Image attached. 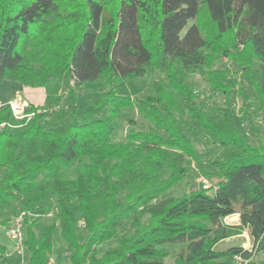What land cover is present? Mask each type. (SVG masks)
Here are the masks:
<instances>
[{"label": "trees", "instance_id": "obj_1", "mask_svg": "<svg viewBox=\"0 0 264 264\" xmlns=\"http://www.w3.org/2000/svg\"><path fill=\"white\" fill-rule=\"evenodd\" d=\"M142 79L138 97L122 92ZM3 80L46 90L30 117L0 106V212L22 204L28 264H165L170 244L172 264L264 253V0H0ZM85 83L105 90L80 105ZM234 88L256 143L235 122ZM128 108L148 126L116 141ZM190 134L220 151L207 158ZM191 174L211 187L191 188ZM47 203L54 217L30 221ZM243 230L251 247L218 248Z\"/></svg>", "mask_w": 264, "mask_h": 264}, {"label": "rangeland", "instance_id": "obj_2", "mask_svg": "<svg viewBox=\"0 0 264 264\" xmlns=\"http://www.w3.org/2000/svg\"><path fill=\"white\" fill-rule=\"evenodd\" d=\"M226 63V59H223L220 64ZM230 66L234 71H237L240 73V76L243 78L242 73L240 72L239 68L234 63H230ZM195 81L198 83L199 92L201 95H204L208 93V84L205 79H203L201 76L196 75L194 77ZM11 82L10 80H3L2 87L0 90L1 98L5 96V94H12V92L9 90L3 89V86ZM245 82V85L247 87V90L249 93L253 96L254 91L252 87L249 85L248 82ZM4 83V84H3ZM19 83V82H17ZM20 85H23L19 83ZM8 85V84H7ZM24 86V85H23ZM147 87V79H142L140 82H133L130 81L127 85V87L122 89L123 93H128L132 97L136 98L141 93H143L146 90ZM40 88V87H37ZM105 90V87L100 86L99 84L95 83H85L83 85V89L80 93L79 103L80 105H84L88 99L96 98L101 92ZM15 94V93H14ZM23 96L22 98H26L30 101L36 102V103H42L46 101V91L43 88V92L37 91L34 93V95H27L25 93H21ZM19 96V95H18ZM231 100L234 103V108L236 110L235 113V122L237 126L242 130L243 134L246 135L252 142H257V135L253 131L251 125L248 123L247 118L239 111V107L241 106V101L239 96L237 95V89L234 88L231 90ZM18 98V97H17ZM227 100H223L221 102V105H226ZM130 119H134V123L130 122ZM258 119V118H257ZM256 125L258 126L259 133L261 140L264 144V121H256ZM135 126L138 128H145L148 126L147 122L144 120L143 116L138 112L136 108H128L121 112L119 120L116 122V129H115V140L116 141H123L125 138V134L129 127ZM191 139L195 142L196 146L204 152L207 158L215 156L219 151L220 148L217 145H212L204 140L196 138L193 134H190ZM203 176H198V174H191L187 178L186 182L190 183V187H203V182L201 180ZM205 178V177H203ZM207 179V178H206ZM185 190V182L178 183L173 189H171L169 192H167L164 196H176L181 195ZM56 210V206L54 204H45L43 206V209L34 210L28 213V217L30 221H33L37 219L39 223H43L47 218L52 219L54 217V212ZM22 204L21 203H15L10 208L6 209L5 212H0V220L6 219L7 223L5 225H0V243L5 245L7 247V252L4 255L3 259L1 260L0 264H28V252L24 251V255L19 254L15 250V241L9 236V229L15 220L16 217H18L20 214H22ZM143 219H146V217H143ZM226 221L229 224H236L239 222V216L233 215L228 218H226ZM132 227V223H128L127 227L123 230V233L129 232V230ZM77 234L79 236V239L83 241V239L86 236V231L84 230L82 226V221L79 220L77 222ZM114 244V242L107 243L105 246L101 248V250H105L109 247H111ZM252 241L249 236V233L247 230H243L242 232L238 234H234L230 236L229 238L225 239L223 242H221L218 245V248L220 249H226L231 246H244L246 248L251 247ZM61 248V244L57 245V249ZM167 248L170 251V255L165 259V264H172L175 258L176 253L178 252L179 248L173 244H170L167 246ZM231 264H238L234 258L230 259ZM64 264H70L68 261H66ZM247 264H264V253L258 254L251 259L248 260Z\"/></svg>", "mask_w": 264, "mask_h": 264}, {"label": "built area", "instance_id": "obj_3", "mask_svg": "<svg viewBox=\"0 0 264 264\" xmlns=\"http://www.w3.org/2000/svg\"><path fill=\"white\" fill-rule=\"evenodd\" d=\"M12 109V112L14 116L18 119H21L25 116L30 117L33 113H28V109L30 107V104L28 101L17 98L8 103ZM0 106H3L0 102ZM203 182V187L205 189H208L211 187V183L206 178H201ZM9 236L15 241V250L21 254L24 255L25 251V229H24V214H20L18 217L15 218L13 221L10 229H9ZM234 260L238 264H247L248 259H245L241 255H235Z\"/></svg>", "mask_w": 264, "mask_h": 264}, {"label": "crops", "instance_id": "obj_4", "mask_svg": "<svg viewBox=\"0 0 264 264\" xmlns=\"http://www.w3.org/2000/svg\"><path fill=\"white\" fill-rule=\"evenodd\" d=\"M7 84H6V86L5 85L3 86V89H5L6 91L9 90V92L11 91L12 94L11 95L10 94H5V96L3 98H1V95H0V102L2 103L3 106L8 104V103H10L14 99H17V97L18 98H22L23 96L21 95V93H25L27 95H31L32 96L37 91L43 92V87L37 88V87L26 86V85L23 86V85H20L19 83L15 82V81L8 82ZM22 99L28 101L29 104H32L34 106H42L46 102V101H44L42 103H36V102L30 101V100H28L26 98H22Z\"/></svg>", "mask_w": 264, "mask_h": 264}]
</instances>
